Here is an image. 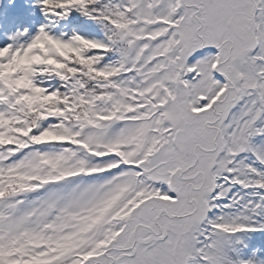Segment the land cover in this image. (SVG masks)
<instances>
[{"label":"snow or ice","instance_id":"snow-or-ice-1","mask_svg":"<svg viewBox=\"0 0 264 264\" xmlns=\"http://www.w3.org/2000/svg\"><path fill=\"white\" fill-rule=\"evenodd\" d=\"M23 6L0 264H264V0Z\"/></svg>","mask_w":264,"mask_h":264},{"label":"rangeland","instance_id":"rangeland-1","mask_svg":"<svg viewBox=\"0 0 264 264\" xmlns=\"http://www.w3.org/2000/svg\"><path fill=\"white\" fill-rule=\"evenodd\" d=\"M8 28V27H7Z\"/></svg>","mask_w":264,"mask_h":264}]
</instances>
